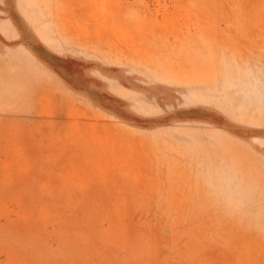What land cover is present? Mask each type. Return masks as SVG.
<instances>
[{
	"label": "rangeland",
	"instance_id": "1",
	"mask_svg": "<svg viewBox=\"0 0 264 264\" xmlns=\"http://www.w3.org/2000/svg\"><path fill=\"white\" fill-rule=\"evenodd\" d=\"M0 45V264H264V0H0Z\"/></svg>",
	"mask_w": 264,
	"mask_h": 264
},
{
	"label": "crops",
	"instance_id": "2",
	"mask_svg": "<svg viewBox=\"0 0 264 264\" xmlns=\"http://www.w3.org/2000/svg\"><path fill=\"white\" fill-rule=\"evenodd\" d=\"M30 2L32 3V0H30ZM34 11H30V12H26V13H30L31 15L29 16V18H30V20H31V22L32 23H34V24H36V21L34 20L35 19V17H36V14H34V13H36V12H34ZM1 46V45H0ZM3 46V45H2ZM3 48H4V46H3ZM25 49H27V48H25ZM4 56H5V54H3L2 53V50H0V61L1 60H3L4 59ZM2 62H5V60L4 61H2ZM0 69H1V67H0ZM1 71V70H0Z\"/></svg>",
	"mask_w": 264,
	"mask_h": 264
}]
</instances>
